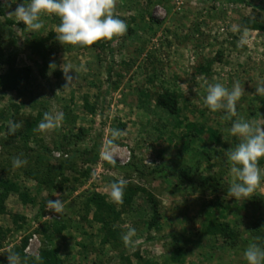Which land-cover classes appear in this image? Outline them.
<instances>
[{
	"label": "rangeland",
	"instance_id": "374dc122",
	"mask_svg": "<svg viewBox=\"0 0 264 264\" xmlns=\"http://www.w3.org/2000/svg\"><path fill=\"white\" fill-rule=\"evenodd\" d=\"M23 2L0 0V48L17 70H31L19 91L0 88V193L4 181L20 188L0 205V264L25 238L28 257L56 247L64 264H247V246L264 247V212L250 197L196 188L178 173L232 182L223 150L239 139L224 131L231 121L221 119L223 111L204 106L209 84L231 89L239 81L245 93L233 119L264 126V96L251 94L264 81V0H117L115 15L127 33L91 47L62 46L55 15L29 30L10 15ZM250 20L260 28L246 27ZM40 37L49 39L46 59L30 46ZM8 68L0 63V75ZM165 92L177 96L175 115L157 106ZM45 112H62L61 127L30 134ZM13 122L23 124L14 134ZM114 129L121 131L115 140ZM96 150V164L64 161L73 151ZM17 156L27 164L13 167ZM122 178L125 189L141 190L129 205L106 191ZM22 194L34 202L24 203ZM93 194L120 213L114 225L122 235L135 229L130 246L104 244L103 225L87 204ZM255 195L264 196V183ZM216 222L230 225L236 237L207 234Z\"/></svg>",
	"mask_w": 264,
	"mask_h": 264
},
{
	"label": "clouds",
	"instance_id": "9594fccd",
	"mask_svg": "<svg viewBox=\"0 0 264 264\" xmlns=\"http://www.w3.org/2000/svg\"><path fill=\"white\" fill-rule=\"evenodd\" d=\"M116 4L117 0H25L17 4L15 11L10 15L15 16L32 31L44 27L42 16L55 15L60 20L55 29L56 40L62 46L91 47L98 42L111 41L127 33L126 22L115 15ZM55 67V64H50L51 69ZM64 68L65 65L62 71L69 81L72 77L67 75ZM206 91L204 106L213 113L223 111L221 119L231 121V126L224 131L239 139V143L234 147L223 150L230 163L229 171L232 176L227 196L235 200L248 199L264 183V169L260 167V161L264 159V126L243 117L233 119L237 116V102L245 93L239 81H235L231 89L221 83L209 84ZM251 94L264 96V81H260L255 92ZM63 119L62 112H45L33 131L40 133L56 131L61 127ZM22 127V123L13 122L10 132L14 134ZM111 135L115 140L121 135V131L114 129ZM26 164L27 160L21 159L20 156L12 159L15 168ZM126 186L127 181L122 178L110 183L106 191L113 202L122 203ZM50 203L53 208L62 207L60 202ZM134 236L135 229H130L121 239L125 245L130 246ZM259 239L260 237H256V240ZM243 256L247 264H264V247L258 243H250ZM6 258L7 264H25L20 253L15 251L10 250Z\"/></svg>",
	"mask_w": 264,
	"mask_h": 264
},
{
	"label": "trees",
	"instance_id": "16d2710c",
	"mask_svg": "<svg viewBox=\"0 0 264 264\" xmlns=\"http://www.w3.org/2000/svg\"><path fill=\"white\" fill-rule=\"evenodd\" d=\"M232 4H245V0H227ZM246 27L252 30H258L260 26L257 23L248 21ZM47 41L49 39H46ZM46 40L42 39V37L36 39L33 42H30V46L32 50L39 54L43 59L47 58V55L44 50ZM5 52L0 48V63H6L9 65L8 71L0 75V88L5 92L10 91H19L20 86L24 84L30 78L31 70L28 68L24 71L17 70L10 58H7ZM42 75L45 76V73L42 71ZM157 106L167 110L170 114L175 115L178 113V99L174 93L165 92L163 94L158 95L156 99ZM34 126L31 125L28 127V132L32 134ZM57 149H61V144L59 142L56 143ZM73 160H78L85 164H96L99 161V152L96 151H73L70 153L67 159L64 161L70 163ZM179 178L193 185L196 188H201L205 190H210L214 193H218L221 191L227 192L228 183H218L214 182L212 178H207L202 181H195L189 174L185 171H180L178 173ZM2 192L0 193V205L4 204L8 194L10 192L19 193L20 188L18 185L4 181L1 183ZM141 191L140 189H125L124 191V200L125 204L129 205L133 202L135 196ZM151 200L153 201V197L149 195ZM253 204L257 206L262 212H264V196L253 195L250 197ZM22 200L24 203H33L34 200L29 196L22 194ZM88 206H92L94 208V220L101 222L103 228L105 230L104 244L108 243H121L122 242V233L121 230L115 227V221L119 217L120 213L116 210L115 206L109 204L104 197L98 194H93L89 197L87 201ZM106 213V214H105ZM55 227V226H54ZM56 228V227H55ZM57 229V228H56ZM58 230V229H57ZM62 230V229H60ZM59 230V231H60ZM48 230H46L47 232ZM206 233L213 236H224L226 238H235L236 234L231 230L230 225L224 222H216L209 226L206 229ZM3 233L0 230V242L2 241ZM175 238H178L176 235ZM29 239L25 238L22 241V246L20 249H17L15 252L20 253L21 258L25 261V264H64L63 260L60 257V249L54 247H44L38 256H30L28 257L25 254V249L28 246ZM175 260H179V255L173 256Z\"/></svg>",
	"mask_w": 264,
	"mask_h": 264
}]
</instances>
